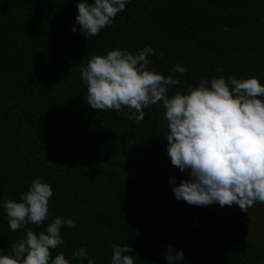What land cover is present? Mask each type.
Masks as SVG:
<instances>
[{
	"label": "trees",
	"instance_id": "trees-1",
	"mask_svg": "<svg viewBox=\"0 0 264 264\" xmlns=\"http://www.w3.org/2000/svg\"><path fill=\"white\" fill-rule=\"evenodd\" d=\"M77 2L0 0V250L10 254L27 230L62 216L77 227L63 226L64 244L51 253L70 264H87L71 258L80 247L111 264L113 244L132 247L134 264H167L169 245L183 251L180 264H264V245L248 237L238 210L226 206L220 217L218 204L194 206L181 217L187 203L169 179L188 176L171 165L159 105L140 123L93 110L80 74L94 55L151 46L148 70L180 81L169 97L221 75L264 85V0H131L89 38L70 30ZM177 64L188 72H173ZM37 177L53 189L48 219L14 233L3 200L18 201Z\"/></svg>",
	"mask_w": 264,
	"mask_h": 264
},
{
	"label": "clouds",
	"instance_id": "clouds-1",
	"mask_svg": "<svg viewBox=\"0 0 264 264\" xmlns=\"http://www.w3.org/2000/svg\"><path fill=\"white\" fill-rule=\"evenodd\" d=\"M129 3L131 0H78V14L70 30L77 32L78 25L80 34L95 37L111 27ZM155 55L151 46H145L134 53L116 48L92 56L80 67L87 105L102 112H120L136 123L143 121L145 109L159 105L171 165L188 176L179 185L175 177L169 179L177 201L197 207L236 205L245 213L256 203L264 204V85L256 77L221 75L210 82L202 78L197 87L169 97V88L180 81L148 70L149 56ZM162 57L163 52L157 59ZM172 70L188 72L180 64ZM216 71L223 73L224 69L217 67ZM53 195L51 185L37 177L18 201L4 199L10 231L18 232L29 224L42 226ZM65 225L77 227L72 218L57 216L38 234L27 230L23 238L10 244V254L0 250V264H70L63 252L55 258L51 253L64 244L61 229ZM111 247V264H134L128 254L134 252L132 247ZM162 254L167 264H180L185 258L183 251L171 245ZM71 258L95 264L84 247L74 250Z\"/></svg>",
	"mask_w": 264,
	"mask_h": 264
},
{
	"label": "rangeland",
	"instance_id": "rangeland-1",
	"mask_svg": "<svg viewBox=\"0 0 264 264\" xmlns=\"http://www.w3.org/2000/svg\"><path fill=\"white\" fill-rule=\"evenodd\" d=\"M194 206L188 204L184 207L181 217L190 213ZM231 209L235 212L239 211V216L243 220L248 229V237L255 242H259L264 245V206L256 204L248 208L247 213L242 212L239 206L233 205ZM220 217H225L230 214L229 210H226V206L220 207ZM184 214V215H183Z\"/></svg>",
	"mask_w": 264,
	"mask_h": 264
}]
</instances>
